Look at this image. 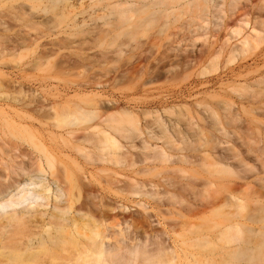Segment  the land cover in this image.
Here are the masks:
<instances>
[{
    "label": "bare ground",
    "instance_id": "1",
    "mask_svg": "<svg viewBox=\"0 0 264 264\" xmlns=\"http://www.w3.org/2000/svg\"><path fill=\"white\" fill-rule=\"evenodd\" d=\"M45 1L0 11V264L255 261L264 61L212 74L261 50L264 0Z\"/></svg>",
    "mask_w": 264,
    "mask_h": 264
},
{
    "label": "rangeland",
    "instance_id": "2",
    "mask_svg": "<svg viewBox=\"0 0 264 264\" xmlns=\"http://www.w3.org/2000/svg\"><path fill=\"white\" fill-rule=\"evenodd\" d=\"M9 1V0H8ZM7 1V2H8ZM13 1V0H12ZM12 1H10V3H13ZM45 1V0H44ZM47 1V0H46ZM45 1V2H46ZM6 3V5L7 6H9L10 5V3L8 2V4H7V2H6V0H4L2 3H1V5H0V7H1V9H0V11H2L3 9H5V7H7L6 5H5V3ZM45 2L43 3V4H45ZM42 3H40V4H42ZM256 3V1H253V4H255ZM4 4V5H3ZM40 4L38 5V7L40 6ZM42 4V5H43ZM49 4V3H48ZM47 4V7L49 8V5ZM46 5V4H45ZM4 6V8H2ZM50 7H51V5H50ZM39 8H41V7H39ZM43 8V9H42ZM42 10L44 11V13H45V15H46V18L47 19H49L50 18V21H52V23H53V21H54V19L52 20V18H54L55 16H56V14H57V10L56 9H54V11L56 10V13H51V15H50V12H52V11H50L51 10V8H49V13H47L46 14V12H45V10L47 9L46 7L44 8L43 6H42ZM35 9H37L38 10V8L36 7ZM45 9V10H44ZM40 10V9H39ZM41 10V12L43 13V11ZM46 11H48V10H46ZM32 13H33V11H32ZM37 16H43L42 14H40V11L39 12H37L36 13V10H35V12H34ZM33 13V14H34ZM40 14V15H39ZM49 14V15H48ZM54 15V17H51V16H53ZM56 18V17H55ZM55 21H56V19H55ZM55 21H54V23H55ZM57 22H59V21H57ZM65 23V24H64ZM50 24H51V22H50ZM56 24V23H55ZM66 24H67V21H65V20H62L61 22H60V25H58V24H56V25H58V26H62V28L61 27H58V26H56V27H58V28H56L55 29V27L52 25V28L50 27V29L49 30H51V32L50 31H48L49 32V34H48V36L45 34V32L43 31V33H41L40 32V34H39V31H41L40 29H39V27H38V29L37 30H39L38 32H37V30L35 31L36 33H34V35H41L40 37H41V40H43V38H44V40L43 41H39V43L40 44H42V43H45L46 41L47 42H54L55 40L54 39H56V40H58L59 38H64V36L66 37V34L65 33H67V32H69V30L67 31V27H66ZM26 25L27 24H21V26H18V28H17V26L15 27V29H22V31L24 30V31H29V29L30 28H27L26 27ZM48 26H50V25H48ZM13 27V28H14ZM21 27V28H20ZM54 27V28H53ZM40 28H43V27H40ZM44 28H46V27H44ZM44 28H43V30H44ZM49 28V27H48ZM36 29V28H35ZM34 29V30H35ZM69 29V28H68ZM34 30H33V32H34ZM47 30V28L45 29V31ZM55 30H56V32H55ZM29 32H32V31H29ZM38 33V34H37ZM63 34H65V35H63ZM32 36H33V33L31 34ZM39 35H38V37H39ZM45 35L48 37H45ZM50 35V36H49ZM42 36H44V37H42ZM93 36H94V38H93ZM93 36H91V37H89L88 36V40L90 41H88L87 40V38L85 39V41L87 42V46H90L88 49H87V46L86 45H84V44H86V42H84V47H85V51L87 52V53H90V56H92L94 53L95 54H98V53H100V52H102V51H105V50H109L110 48V45H112L111 43H108L111 39H110V37H109V39H108V37H107V39H106V41L107 42H104L105 41V36H103V35H93ZM214 36L215 37H217L216 39H212V42L213 41H217V43L215 44V42H213L214 43V46H215V48L216 49H218V46L220 45H222V42H223V40H224V37H225V32H220V33H216V34H214ZM39 37V38H40ZM103 38H104V40H103ZM146 39V37H142V40H145ZM91 40H94V41H97L98 42V44H97V42L95 43V44H92L91 43ZM45 41V42H44ZM77 43H78V41H77ZM109 44V46L108 45H106V44ZM76 44V43H75ZM74 44V45H75ZM102 44H103V47H102ZM105 44V45H104ZM96 45V46H95ZM91 46H94V47H96V49L95 48H93V47H91ZM99 46H101V47H99ZM106 46V47H105ZM219 46V47H220ZM99 47V48H98ZM107 48H109V49H107ZM69 49H70V51H71V48H68V49H63L60 53L61 54H63L62 52L64 51H67V52H70L69 51ZM91 49V50H90ZM100 49V50H99ZM105 49V50H104ZM97 52V53H96ZM93 53V54H92ZM64 54H67V53H64ZM69 54V53H68ZM92 54V55H91ZM263 54V55H262ZM254 56L252 57H249L248 59H246V60H244V61H236V63H224V60L225 59H220V60H222L221 61V63H224L225 64V68H222L224 65H222L221 64V70H219L218 72H216V73H214V74H212V77H213V80H214V82H216V81H218L220 78H222V79H224L225 80V82L224 83H227L228 82V84H230V83H232L233 81L234 82H240L241 81V79L239 80V78H235V77H232V75L230 74V73H228V72H230L229 70H231V68H234V69H236L235 71L237 72L238 71V67H239V64L241 63L242 64V68L240 69V71L241 72H243L246 68L245 67H250V66H252L251 68L252 69H256V67H259L258 65H260V67L263 65L262 63H263V61H264V44H263V46L261 47V50L259 49L257 52H255L254 54H253ZM259 56V57H258ZM19 59V60H18ZM17 60L18 61H20L21 62V60H20V58H18ZM26 59V58H25ZM197 59L199 60V63H198V65H197V67L195 68L196 69V71L198 72V71H200V69L203 67V66H205V63L203 62V59H200V57L199 56H197ZM23 60V59H22ZM23 61H26V60H23ZM22 61V62H23ZM238 62V63H237ZM255 64V65H254ZM257 64V65H256ZM226 65H227V68H226ZM108 65H106V68H108L107 67ZM110 66V65H109ZM254 67V68H253ZM225 69V70H224ZM244 69V70H243ZM227 73V75H226V73ZM245 72V71H244ZM257 73V72H256ZM255 73V75L253 74V77H252V75L250 74V76L248 77V78H256V77H259L261 74H263L264 73V70H263V72H262V70H259V74H256ZM256 76V77H255ZM191 80L194 82V84H193V87H195V92H197V94H199V93H201V92H203L204 90H205V87L204 86H200L199 85V78L198 77H195V76H192V78H191ZM231 81V82H230ZM242 81H243V79H242ZM241 81V82H242ZM234 82L232 83V84H234ZM219 83H221V81L219 82ZM219 83L218 84H214V86L211 88H209V91H214V92H222L221 90H219ZM232 84H230V85H232ZM236 84V83H235ZM189 84H188V82L186 81V82H184V83H182V84H180V86H188ZM220 87H223V86H220ZM226 86H224V88H225ZM179 88V87H178ZM221 89V88H220ZM226 89V88H225ZM260 176H262V174H260ZM263 206H264V204H262ZM257 219L259 220V223H257L256 224V228H262V227H264V211L263 212H259V213H257ZM257 241H258V243H259V252H260V254H259V256L257 257V259L255 260V261H253V262H251L250 264H264V236L262 235V234H259L258 236H257Z\"/></svg>",
    "mask_w": 264,
    "mask_h": 264
}]
</instances>
